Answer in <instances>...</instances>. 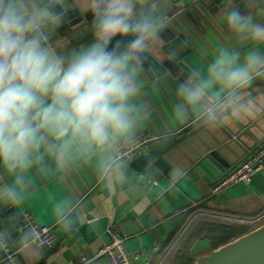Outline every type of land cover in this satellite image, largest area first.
Returning a JSON list of instances; mask_svg holds the SVG:
<instances>
[{
    "label": "clouds",
    "instance_id": "obj_1",
    "mask_svg": "<svg viewBox=\"0 0 264 264\" xmlns=\"http://www.w3.org/2000/svg\"><path fill=\"white\" fill-rule=\"evenodd\" d=\"M222 3L224 38L178 81L177 122L215 129L264 111L250 91L264 81V0ZM70 10L91 14L90 42L57 38ZM167 25L161 0H0V213L28 203L36 174L66 173L84 158L95 159L98 183H125L128 149L152 116L142 97ZM86 215L65 197L49 219L71 235ZM40 239L0 217V250L18 249L25 264L44 254Z\"/></svg>",
    "mask_w": 264,
    "mask_h": 264
},
{
    "label": "crops",
    "instance_id": "obj_2",
    "mask_svg": "<svg viewBox=\"0 0 264 264\" xmlns=\"http://www.w3.org/2000/svg\"><path fill=\"white\" fill-rule=\"evenodd\" d=\"M222 11V2L208 17L197 10L203 20L200 27L180 17L199 55L191 52L184 58L189 66L199 61L201 49H211L224 38ZM178 12L180 9L173 6L164 11L168 20ZM258 19L264 20V16ZM90 40L88 36L65 43L71 46ZM186 72L178 69L173 74L157 75L152 70L146 74L142 100L152 116L140 134H151L162 141L183 136L163 155L167 169H156L158 180L128 164L125 183L109 189L97 182V164L91 158L74 162L66 173L48 172L32 178L31 199L10 215L11 222L19 226L20 214L29 212L35 221H44L41 225H53L49 219L52 206L65 197L81 202L87 213L71 235L54 228L58 243L44 248L38 264H80V258L85 257L93 264H109L98 255L107 242L108 226L127 237L128 254H138L133 264H191L196 257L251 229L224 218L247 219L264 214V172L255 174L247 185L232 186L215 196L210 193L213 183L241 161L246 149H255L264 141V111L215 129L202 126L196 130L201 123L195 120L177 122L171 105L176 85ZM250 91L258 103L264 102V81L255 82ZM177 168L182 175L173 179L172 172ZM18 258L25 264L24 258Z\"/></svg>",
    "mask_w": 264,
    "mask_h": 264
},
{
    "label": "water",
    "instance_id": "obj_3",
    "mask_svg": "<svg viewBox=\"0 0 264 264\" xmlns=\"http://www.w3.org/2000/svg\"><path fill=\"white\" fill-rule=\"evenodd\" d=\"M221 2L222 0H161L163 12L170 6L180 9V12L170 17L166 29L161 34L160 53L162 58L158 62H153L152 70L155 74L162 75L166 72L173 74L178 69L187 71L189 65L184 58L191 52L196 55L198 53L192 42L194 39L192 34L180 21V17L185 16L193 25L200 27L203 20L197 10L208 17ZM208 5H211V8H208ZM90 25V13L81 15L77 10H70L64 24L58 30L57 38L62 37L65 41L74 42L91 36ZM202 126L204 125L201 124L195 129L197 130ZM182 139L183 136L173 140L160 141L147 154L140 155L131 161L130 167L141 174L146 173L152 179L158 180L160 176L156 169L162 172L167 169L163 155ZM15 212L14 210L5 211L0 213V217L9 220L10 215ZM12 249L15 250L16 248L12 247ZM17 251L18 255L23 258L19 250ZM191 264H264V223L247 230L245 234L217 247L208 254L196 257Z\"/></svg>",
    "mask_w": 264,
    "mask_h": 264
},
{
    "label": "built area",
    "instance_id": "obj_4",
    "mask_svg": "<svg viewBox=\"0 0 264 264\" xmlns=\"http://www.w3.org/2000/svg\"><path fill=\"white\" fill-rule=\"evenodd\" d=\"M233 139L236 138L233 137ZM160 141H162L160 137L151 134H139L136 144L128 149V164L136 157L147 154L152 146ZM261 172H264V141L255 149H246L241 161L213 183L210 193L215 196L232 186L247 185L255 174ZM224 219L233 222V224L254 228L264 223V214L247 219L238 217ZM19 226L31 227L41 237L40 243L44 245V248H52L58 243L59 238L55 233V226L36 224L35 219L29 212L20 214ZM105 234L107 242L99 250L98 255L104 256L109 264H133L138 258V254H128L125 247L127 237L120 234L113 226H108ZM2 251L3 257L0 259V264H24L18 258V251L13 250L11 246ZM83 260L84 258H80V264H83Z\"/></svg>",
    "mask_w": 264,
    "mask_h": 264
},
{
    "label": "rangeland",
    "instance_id": "obj_5",
    "mask_svg": "<svg viewBox=\"0 0 264 264\" xmlns=\"http://www.w3.org/2000/svg\"><path fill=\"white\" fill-rule=\"evenodd\" d=\"M234 225H236V224H234ZM234 225H229V226H234ZM235 228V227H234ZM236 230V229H235Z\"/></svg>",
    "mask_w": 264,
    "mask_h": 264
}]
</instances>
